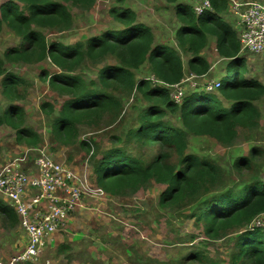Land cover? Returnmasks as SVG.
<instances>
[{"label": "trees", "instance_id": "16d2710c", "mask_svg": "<svg viewBox=\"0 0 264 264\" xmlns=\"http://www.w3.org/2000/svg\"><path fill=\"white\" fill-rule=\"evenodd\" d=\"M165 1L176 4L182 22L177 31L178 45L191 56L190 74L199 77L209 74L212 65L202 53L208 45V37L216 39L217 53L226 62V76L233 75L225 81L223 77L218 90L230 103L229 108L222 104L218 94L202 90L192 92L178 104L166 85L152 84L151 87V79H137L136 71L148 65L157 80L176 85L186 78V70L179 53L167 44H155L151 28L137 23L136 14L130 10L115 13V18L124 25L118 31H107L73 46L48 41L44 31H66L72 26V14L66 4L90 10L96 0H3L0 34L5 24L20 41L18 46L8 49L4 57L12 64H39L49 60L61 71L45 72L44 80L60 95L69 96L52 124L54 139L63 146L78 142L82 124L93 125L103 115L120 114L123 105L112 92L114 86L140 91L152 107L142 115V123L132 137L144 147L158 144L162 151L145 161L142 156L131 155L122 148L109 149L95 164L96 185L116 197L137 193L152 182L165 186L160 196L161 207L183 209L195 205L188 218H195L196 223L202 225L206 237L218 240L238 233L233 264H247L246 261L264 264V229L251 226L256 218L264 215V179L258 177L254 168L255 159L264 156V149L255 147L249 156L237 159L235 171L241 175L242 172L252 173V177L233 187L223 184V171L213 161L187 154L188 134L214 138L231 146L240 128L259 127L261 111L256 102L264 98V84L245 77L248 64L241 54L238 31L224 16L229 11L228 0H210L213 11L201 16L181 5L179 0ZM108 57H114L117 63L104 66L98 81L86 83L82 76L75 74L86 59L98 63ZM5 68V60L0 57L2 94L9 101L22 99L23 95L17 93L25 81ZM41 109L46 115L54 113L49 103H43ZM24 112L21 106L10 102L0 116V124L16 130L19 143L36 146L40 135L24 127ZM168 112L180 114V127L166 121ZM87 145L82 142V147ZM164 149L180 157L179 166L169 162L170 152ZM0 211L9 219L19 221L9 206L2 205ZM67 248L62 245L61 251ZM190 256L199 264L212 263L202 252Z\"/></svg>", "mask_w": 264, "mask_h": 264}, {"label": "rangeland", "instance_id": "374dc122", "mask_svg": "<svg viewBox=\"0 0 264 264\" xmlns=\"http://www.w3.org/2000/svg\"><path fill=\"white\" fill-rule=\"evenodd\" d=\"M179 2L193 11L195 7L202 5L204 0ZM228 2L230 10L234 2L264 4V0ZM66 6L72 14V26L66 31L52 29L44 31L49 42L73 46L77 43H86L90 38L103 35L107 31H118L124 25L115 18V13L130 10L136 14L137 23L151 28L155 44H167L179 53L186 77L190 75L188 61L191 56L178 45L177 31L182 22L177 15L176 4L167 3L165 0H96V4L90 10L72 4ZM224 16L226 22L233 27L234 16L231 14ZM208 39V45L202 55L212 67L208 75L197 80L202 82L201 84L221 80L223 77L224 81L228 80L230 75L226 76V62L217 53L216 39L210 36ZM19 42V38L4 24L0 34V57L5 60L7 72L18 75L25 84L20 85L17 93L23 95V98L9 101L2 94L0 77V116L9 107L10 102L21 106L25 111L24 127L38 133L41 140L36 146L19 143L17 131L8 125L0 124V169L23 157L28 148L43 147L42 149L53 159L68 165L84 181L88 184L91 182V186L96 188L95 164L109 149L122 148L131 155L142 156L145 161L160 154L162 149L158 144L144 147L132 137L142 123V115L152 107L151 102L136 89H115V86L112 92L123 105L120 114L103 115L93 125L82 124L79 127V140L72 146H63L56 142L52 124L60 116L69 96H62L56 92L49 81L44 80V73L54 74L61 71L49 60L39 64L8 62L4 57L5 52L18 46ZM244 57L248 64L246 79H255L264 84V55L245 53ZM116 63L114 57H108L98 63L86 59L75 74L82 76L86 83L98 81L100 70L106 65ZM136 77L139 80L153 79L148 65L136 71ZM185 81H188V78H185ZM152 84L157 85L153 80L151 87ZM188 85L189 83L186 85L184 82L181 87L184 92L187 90L183 99L197 91L187 89ZM213 94H218V91ZM218 96L222 104L229 108L230 103L220 94ZM43 103H49L54 107L53 115L43 113L41 109ZM256 105L261 111L259 127L254 130L240 128L239 135L231 146H225L214 138L188 134L187 154H195L218 165L223 171L225 186L233 187L250 181L252 173L242 172L241 175L235 171L234 165L239 157L249 156L253 148L264 149V98L256 102ZM179 115L168 112L165 119L175 127H180ZM82 142L89 145L82 147ZM164 151L170 152L169 162L179 166L180 157L168 149ZM33 156L34 152H31L27 161H32ZM254 168L258 177L264 179V156L259 155L255 159ZM165 188L152 182L137 193L129 192L116 197L103 191L104 197H85L82 206L68 219L74 221L72 228H69L68 232H66L68 228L58 231L50 240L54 238L45 250L42 264L47 261H50V264H86L85 261L90 262L88 264H199L190 256L197 251L202 252L212 262H208L210 264H233V250L238 233L218 240L206 237L202 225L196 223L195 218H188V215L193 213L195 205L183 209L161 207L160 196ZM0 201H2L0 207L5 204L8 206L1 193ZM26 241L27 236L20 222L9 219L0 211V259L5 261L17 255L25 247ZM62 245L68 248L61 251Z\"/></svg>", "mask_w": 264, "mask_h": 264}, {"label": "built area", "instance_id": "2783aa9c", "mask_svg": "<svg viewBox=\"0 0 264 264\" xmlns=\"http://www.w3.org/2000/svg\"><path fill=\"white\" fill-rule=\"evenodd\" d=\"M1 1V0H0ZM213 11L210 0L195 7L197 16ZM232 15L235 18L233 27L238 31L241 54L264 55V4L233 3ZM159 85H166L178 104L182 102L186 91L181 89L186 82L187 89L203 90L207 93L218 91L221 80L207 81L190 74L176 85H168L157 80ZM190 81V82H189ZM43 147L28 148L23 157L3 166L0 169V193L8 206L17 215L21 228L27 235V243L17 255L0 264H42L48 242L55 233L68 227L70 215L82 206L85 197H104L103 190L93 188L68 165L53 159ZM34 152L32 161H27ZM253 227L264 229V215L256 218ZM45 264H50L47 261Z\"/></svg>", "mask_w": 264, "mask_h": 264}, {"label": "crops", "instance_id": "0c3cea01", "mask_svg": "<svg viewBox=\"0 0 264 264\" xmlns=\"http://www.w3.org/2000/svg\"><path fill=\"white\" fill-rule=\"evenodd\" d=\"M3 0H1V2H2ZM2 4H3V2H2ZM230 12V13H229ZM227 14H231L232 15V9L230 10V8H229V11L227 12ZM226 14V15H227ZM227 17V16H226ZM3 199V198H2ZM4 200L6 201V199L4 198ZM7 203V202H6ZM5 206H6V204H5ZM81 211V210H80ZM90 215H91V213H90ZM73 219H71L70 221H69V224H68V230L66 231V232H68L69 231V228H72V224H73ZM25 233V232H24ZM26 234V233H25ZM27 236V235H26ZM55 236V235H54ZM64 238H66V237H64ZM53 240H54V238H53ZM52 240V241H53ZM52 241H49V245H50V243L52 242ZM26 243H27V241H26ZM10 258H7V259H5V261H8ZM1 260H3V259H1ZM4 261V260H3ZM85 263L86 264H88V263H90V262H87V261H85ZM92 264V263H91Z\"/></svg>", "mask_w": 264, "mask_h": 264}]
</instances>
